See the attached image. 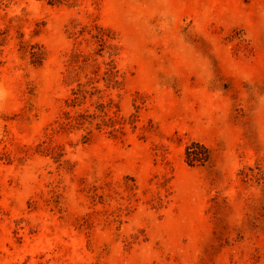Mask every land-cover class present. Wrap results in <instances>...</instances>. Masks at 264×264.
<instances>
[{"label": "rangeland", "instance_id": "rangeland-1", "mask_svg": "<svg viewBox=\"0 0 264 264\" xmlns=\"http://www.w3.org/2000/svg\"><path fill=\"white\" fill-rule=\"evenodd\" d=\"M0 264H264V0H0Z\"/></svg>", "mask_w": 264, "mask_h": 264}]
</instances>
